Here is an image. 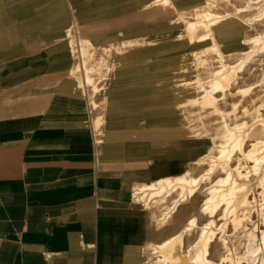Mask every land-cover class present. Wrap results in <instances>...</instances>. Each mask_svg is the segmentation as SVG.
<instances>
[{
	"label": "crops",
	"instance_id": "1",
	"mask_svg": "<svg viewBox=\"0 0 264 264\" xmlns=\"http://www.w3.org/2000/svg\"><path fill=\"white\" fill-rule=\"evenodd\" d=\"M40 1L48 10V0ZM148 1L86 0L100 31L112 25L96 36L99 42L108 39V48L100 45L109 49L107 56L101 52L94 59L108 62L104 80L113 52L143 61L146 54L172 50L159 73L154 58L146 60V85L140 90L137 76L95 88L89 73L92 82L86 85L78 41L87 40L89 51L98 45L77 35L76 18L68 24V17L47 10L21 11L30 0H0V264H142L150 224L132 200L134 189L194 169L205 150L187 112L195 97L186 92L190 88L181 89L192 84L179 78L184 73L179 58L195 43L177 39L185 18L148 14L142 8ZM195 4L174 3L180 11ZM65 24V46L37 50L38 41L52 42ZM156 80L160 84L153 86ZM112 140L122 144L110 148ZM158 146L171 151L132 167L118 165V152L127 149L132 160L142 161ZM196 150L201 151L187 160Z\"/></svg>",
	"mask_w": 264,
	"mask_h": 264
},
{
	"label": "bare ground",
	"instance_id": "2",
	"mask_svg": "<svg viewBox=\"0 0 264 264\" xmlns=\"http://www.w3.org/2000/svg\"><path fill=\"white\" fill-rule=\"evenodd\" d=\"M226 1L227 5L231 3V0ZM174 2L176 0H149L142 5V8L148 10V14L161 16L164 15L162 11L174 7ZM194 8L192 13L198 18L194 16L195 20L187 21L185 28L190 34L195 28H202L203 32L195 36L194 40H188L191 43L207 42L205 50L216 54L215 58L219 61L216 69L209 70V66L204 63L206 59L196 54L195 64L206 65L209 75L205 81L207 84L202 83L203 79L197 77L196 80L201 83H196L195 92L197 89L200 93L194 101L201 109L209 108L211 112L218 113L223 120L217 136L215 132L211 137L210 143L214 149L207 153L208 164L205 169L194 175L193 172L199 165L196 160L195 169H187L177 176L134 189L135 201L141 202L148 208L164 206L168 197L173 192L176 193L169 205H165L159 216L155 217L160 224H164L177 206L181 205L178 213H183L186 206L182 203L195 198L201 184L208 182L206 195L197 211L193 210L186 222L179 224L175 233L157 244L150 245L152 253L156 254L150 264H262L264 262V28L253 34L248 32L249 28L257 25V21L264 23V0H243L241 6L235 5L234 10L231 11L233 13L226 11L219 14L203 9L202 6ZM249 9H254V12L246 13ZM184 13L186 12L177 10V19L187 18V14ZM229 13L235 18H231ZM218 34L223 36L226 44L229 43L228 46L236 48L227 52V56L236 58L233 63L224 60L226 55L221 52ZM70 38V46L75 50L76 39L74 41L72 35ZM188 38H191V35ZM78 45V52L82 58L85 54L91 53L87 40L78 41ZM205 50L202 49L201 52ZM104 66L108 67V62L102 56L90 65H87L83 59L82 68L79 67L84 74L86 85H90L88 83L91 81L88 77L89 72L103 70L101 67ZM244 80L247 81L246 85L242 87L236 85ZM237 93L240 96L239 100L233 101L230 109L233 111L238 102L243 103V118L232 123L229 119H225L220 105L232 100ZM245 103H249L250 107ZM95 122L93 124L96 125L98 121ZM93 128L95 129L96 126ZM214 136L219 140L215 141ZM215 172H220L221 175L213 181L211 177ZM192 207L191 203L187 208L192 209ZM198 215L207 217L199 227H197ZM216 220H220L221 223L217 224ZM227 225L231 226L228 235H226L227 231L225 232ZM194 228H197L195 239L185 245L184 237L189 236ZM216 229L221 233L219 236L216 235ZM229 238L233 239L230 241ZM216 239L219 245L211 254L210 248Z\"/></svg>",
	"mask_w": 264,
	"mask_h": 264
},
{
	"label": "rangeland",
	"instance_id": "3",
	"mask_svg": "<svg viewBox=\"0 0 264 264\" xmlns=\"http://www.w3.org/2000/svg\"><path fill=\"white\" fill-rule=\"evenodd\" d=\"M23 1H25V0H23ZM176 1H178V0H176ZM190 2L196 3L194 6L195 8L196 7L200 8L202 6L203 9L209 10L211 12L219 13V14L225 13L226 11L231 12L232 10H234L235 5L241 6L243 4V0H231V3L229 2L228 5H227L226 0H190ZM69 3L71 4L72 10L69 9V6H68V3L66 2V0H48V6H50L51 9H50V7H48V10H47V8L45 9V5L42 4V2L40 0H30V3L27 4L26 6H23L24 3L22 4L23 8L21 9V11H23L24 13L26 12L27 14H29V12H30L31 15H33L35 12H36V14H38V13L40 14L41 12H43V14L44 13L47 14L45 12V10H47V12L53 16L68 17V24L71 23L74 18H76L77 35L78 36H82V35L86 36L92 41V43L94 45L95 44L98 45V47H95V49H91L90 54H85V56H84L86 64L90 65L94 62V59L97 58L101 52L106 54L109 51V49L108 50H103V48L100 49L101 44H102V47H104V49L108 48L107 47L108 39H106V41H104V42H99L98 40H96V36H98L101 32H108L109 28L112 25L111 24H105L102 31H100V28L97 27L96 23H94L95 20H97V19L90 17L91 12L93 10L90 12L89 8L86 5V0H69ZM154 7H157V6H151V8H154ZM194 7H192L191 9L185 10L186 13H184V15L187 14L186 15L187 18H185V20L180 19V21L182 22V32L179 35H177V39H183L184 38L188 44H193V43H191V41L195 39L194 37L203 32L202 28H195L193 33L190 34L187 31V29L185 28V24H184L185 22H187L189 20L192 21V20L196 19V18H194V16H196V15H193V13H192V10ZM178 9H180V7ZM181 9H184V7H182ZM178 11H180V10H178ZM23 12H22V15L26 16L27 14H23ZM253 12H254V9H249L246 13L251 14ZM162 13L164 15H169L171 13L176 15L177 9L175 8V5H174L173 8H169L165 11H162ZM231 13H233V12H231ZM87 15H88V17H87ZM229 15H230V13H229ZM230 16H231V18L232 17L235 18V16L233 14ZM39 18H42V17H39ZM227 20H229V18ZM89 22H91V23H89ZM92 23H94V24H92ZM256 23H257V25H255L254 28H249L250 29L248 32L249 34H253L256 31H260L262 28H264V23H260L259 21H257ZM68 24L60 26L61 29H60L59 33H56L52 36V39H53L52 42H45L43 40L38 41L37 45H36L37 50H40L41 48H43L45 46L48 47V44H52L54 47L56 46L55 44H57V43H58L57 45L59 47L65 46L67 44V39H64L65 37L63 36V34L65 31V27ZM42 27H44V25H38V28H42ZM258 28H259V30H258ZM38 33H40V31H38ZM190 35H191L192 39L188 38ZM135 36L136 35H130L129 37H135ZM40 37L41 36L38 35V37H37L38 40ZM178 37H180V38H178ZM217 37H218V41L220 43L221 52L224 55H226V57H224V60L228 63H233L236 60V58L227 56V52L233 51L236 48H234V46H228L229 43L226 44V42L223 39V36L218 34ZM120 38H122V37H120ZM188 39H190L191 41H189ZM116 43H118V41ZM125 46H126L125 44H122L121 47L124 48ZM206 46H207V42L195 43L194 45H191V48H186V52H187V55L189 57L186 56V57H180L179 58L180 71L184 72L181 74V76L179 78L189 79L188 82H190L192 84V85H190L188 83H186V84L184 83L181 85L182 86L181 89L186 91L187 89L190 88L189 91H186V92H189L190 93L189 95L191 97L197 98L199 96L200 92L197 91V89L195 92V87L197 86L196 83L198 82V84H199L202 82L204 84H207V83H205V81L207 80L206 77L209 75V70L210 69H216L217 66H219L218 58H215L216 54L212 53L211 51L205 50ZM245 47H247V45ZM202 49L205 51L201 52ZM171 51L172 50H165V51H160V52H156V53L152 52V53L146 54V56L144 57L145 61L144 60L143 61L142 60L135 61V60L129 59L127 57L123 58V57H120V55L122 54L121 52H113L112 56H115V58H112V60H111L112 61L111 65L113 68H111V70L109 72V80L108 81H110L112 79H116L117 81L127 80V78H129L131 76H137L138 78H142L138 82V86L140 88H142L140 90H143V86L146 85V82H145L143 76H146L148 74V72L142 68H144L146 63L148 64V62L150 61L149 58H152V59L154 58L153 62L157 63V65L154 67V69H156L155 70L156 73H159L161 70H163L167 66L166 61L170 57L169 53ZM107 54H106V56H107ZM196 54H198V56L206 59L204 61V63L209 66V70H207L208 67H206V65H203V64L196 65L195 64L196 61L194 58H196V56H197ZM260 58H262V56ZM70 59H71V62L73 63V61L77 60V55L72 54L70 56ZM146 60H148V62ZM71 69H72V64L70 67V75H72ZM101 69H103V71L97 70V71L89 72V73L93 74V77L96 78V79H93V85H95L97 88H99V87L104 88L105 83L108 82L107 80H104L103 78L107 77V72H108L109 68L104 66V67H101ZM197 77L199 79H203V80L200 82V81L196 80ZM174 79H176V77H174ZM159 81L160 80L153 81V83H152L153 86L159 85L160 84ZM91 82H92V80L90 81V83ZM246 84H247V81L244 80V81L238 82V84H236V85L238 87H242ZM216 94H218V93H216ZM239 97L240 96L237 93L232 97V100L220 105V107L224 111L223 113L225 115V119L226 120L229 119V122H232V123L238 122L243 118V116H242V107L244 105L243 103L241 104L240 102H238L236 108L233 111L230 109L231 105H232L231 103L233 101H238ZM184 100H186V99H184ZM220 102H221V100L219 101V103ZM245 105L250 107L249 103H245ZM187 112L189 115L191 114L190 116L192 119L194 117V119L190 122V123H192V126H194V128L196 129V131H194L195 133L193 132L194 135L196 137L202 138V142L205 145L204 153H202L199 156V158L197 159L199 165L196 167V169L194 168L195 170H194L193 174L196 175L197 173H199L200 171L205 169V167L208 164V162L206 161L207 155H208L207 153H210L212 151V149H214V146L211 145L210 140L212 141L211 137L213 136V134L215 132H216L215 133V135H216L220 131L219 126L222 125L221 120H223V118H221V115H219L218 113L211 112V109H209V108L201 109L197 104L191 106V109H189V111H187ZM137 123H138V121H137ZM137 123L135 121V123H133V124H137ZM216 128H218V130H216ZM196 133H197V135H196ZM95 134L98 135V137L96 136V139H99V137H100L99 132H97ZM216 136H214L215 141L219 140L218 138H216ZM120 144H122V143H120L119 140H117V141L112 140V141L108 142L107 146L115 149V148H118L120 146ZM105 145H106V141H105ZM179 146L184 147V143L183 142L179 143ZM126 148H127V146H126ZM164 148H165V150H163ZM169 149L171 151L170 146L155 147L153 149L154 153L149 152L147 155L145 154L144 155L145 157L142 159V161L132 160V158H130V152L126 149L127 151L125 150L124 152L123 151L118 152V156H117V157H119V158H117L119 161L118 165L123 166V167H132V166H135V165L142 163V162L146 163L150 160H153L152 157L157 156L156 154H159L158 155L159 159H162L161 157H162L163 153L167 154ZM199 151H201V150H196L195 152L190 154V156L187 157V160L188 159H191V160L194 159L198 155ZM213 152H214V150H213ZM166 159L168 160V158H166ZM120 161H121V163H120ZM220 175H221L220 172H215V174L212 175L211 180H213V181L216 180V178ZM207 183L205 182V183L201 184L200 189L195 194V198H193L191 200L188 199L186 202L182 203L183 206H186V210L183 213H181V214L178 213L180 211L181 205L177 206V208H175V210L173 212H171L170 217L167 219V221L164 224H160L159 221L155 220V217L157 214H160V212L162 211V209L165 205H169V203L171 202V199L173 197H175V195H176L175 192H173L168 197V200L166 201L165 205L163 204L164 206H158V207H153V208H148L147 206H143L141 202H136V201H134L135 199L132 198L133 202H135L138 206H140L146 212V214L149 218V224H150V239H149L148 243L146 244V246L144 247V257H143L142 264H150L155 259L156 254L152 253L151 246H150L151 244L157 243V242L161 241L162 239L167 238L168 236L175 233L179 227V224L185 223L187 218L191 215V212L193 210L197 211V209L199 208V206L202 202V199L206 195L205 189L208 186ZM191 203L193 204V207H192V209L191 208L188 209L187 207H189V205ZM206 219H207V217L205 215H201V217H200V215H198L197 216V225H198L197 227H199L203 222H205ZM216 223L217 224L221 223V221L216 220ZM226 231H227L226 235H228L231 231L230 225H227L225 232ZM216 232H217V234H216L217 236H219L221 234L218 229H216ZM196 233H197V228H194V230L190 231V235L184 237V240H185L184 244L186 245L187 243L192 242L195 239ZM229 239L231 241L233 238H229ZM218 245H219V243H218L217 239L212 242V245L210 248L211 254H213L215 248H217ZM262 264H264V262Z\"/></svg>",
	"mask_w": 264,
	"mask_h": 264
}]
</instances>
